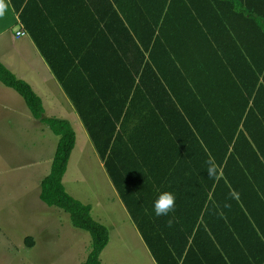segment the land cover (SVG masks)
Here are the masks:
<instances>
[{
  "label": "trees",
  "instance_id": "obj_1",
  "mask_svg": "<svg viewBox=\"0 0 264 264\" xmlns=\"http://www.w3.org/2000/svg\"><path fill=\"white\" fill-rule=\"evenodd\" d=\"M31 1L10 0L72 100L156 264H243L241 258L247 264H264V217L255 204V197L264 199V0H244L252 11L249 17L235 11L233 4L239 0H80L77 9L85 6L91 21L84 48L97 49L103 41V53L113 56L117 65L111 86L115 94L101 95L87 109L33 32L35 22L26 15ZM216 60L218 74L207 73L206 64ZM184 72L194 73L191 83ZM0 80L15 88L32 114L58 135L39 196L67 211L74 226L89 232L91 244L83 264H100L108 228L62 183L74 128L65 118L44 116L40 97L1 61ZM119 144L140 160L139 170L146 178L147 173H159L161 161L168 170L195 162L189 174L197 173L201 186H207L197 225L196 221L176 230L177 226L166 229L150 221L151 214L160 216L119 181L113 154ZM171 148L184 151L181 156L172 154L176 165L163 161ZM209 154L220 165L218 181L210 179L206 169ZM156 184L155 198L162 186ZM131 187L139 190L138 184ZM171 231L175 237L167 238Z\"/></svg>",
  "mask_w": 264,
  "mask_h": 264
},
{
  "label": "crops",
  "instance_id": "obj_2",
  "mask_svg": "<svg viewBox=\"0 0 264 264\" xmlns=\"http://www.w3.org/2000/svg\"><path fill=\"white\" fill-rule=\"evenodd\" d=\"M79 2L80 0H32L28 2L26 15L34 20L33 32L41 41L47 55L62 69L74 97L79 100L84 109H87L88 105L94 104L101 95H107L109 98L115 94V91L111 90V86L114 84V70L117 65L113 56L103 53L102 47H105L103 41L96 45L97 49L91 48L90 51H87L84 48L91 21L87 17L85 6L81 4L79 10L77 9ZM233 6L241 16L249 17L252 13L244 0L236 1ZM72 8L74 10H71ZM224 21L226 22V19ZM19 27L25 29L24 34H16ZM76 51H79L78 55ZM0 61L16 77L26 81L40 97L44 116L65 118L74 128V145L62 175V183L72 196L88 203L91 215L108 228V241L100 254L111 244L128 242L135 251V254L132 255L146 256L147 264H156L143 236L107 174L72 100L35 43L31 32L24 26L19 12L13 8L10 0H3V9L0 11ZM206 65L207 73L218 74L216 70L220 67L219 61L211 63L209 61ZM199 68L201 65L194 66V69ZM183 74L190 83L193 81L194 73L184 72ZM199 82L202 83L200 79ZM208 95L211 98L210 91H208ZM147 122L151 124L150 119ZM57 140L58 135L52 131L48 124L32 114L23 96L15 88L0 80V171L8 173L17 167L20 169L25 168V165L33 166L36 169L30 171V177L34 176L35 191L37 193L39 190L40 193V181L50 170ZM262 148L264 150V141ZM170 150L173 151H169L163 161L166 159L174 164L172 154L176 152L181 156L184 151L173 148ZM113 154L119 181L127 186L130 190L128 192L133 198L136 200L143 198L144 203L151 207L153 213H155L154 201L157 199L154 194L156 183L160 182L162 185L159 186L160 193L171 191L175 194L174 212L169 216L160 217H154L151 214L150 221L159 222L166 229L169 227L173 229L177 226L176 230L178 228L185 230L196 221V225L199 223L201 216L198 207L207 186H201L197 173L196 175L189 174L190 167L195 162L187 161L181 169L177 167L174 170L173 167H170L171 169L168 170L165 167L166 164L161 161L162 167L159 173H155L157 177L147 173L148 178H146L144 173L139 170L140 160L134 159L128 147L120 144L114 146ZM8 160L10 161L8 162ZM72 164L75 168L70 172ZM261 182L263 184L261 189L264 191V175ZM132 183L138 184L139 190L133 189ZM139 183L147 189L142 191ZM156 190H158V186H156ZM9 193L7 186H3L0 192V206L4 205L5 200L10 199ZM210 196L209 188L208 197ZM38 197L40 198V196ZM255 198V204L260 206L257 214L264 217V199L262 201L258 197ZM45 204L46 207L50 206ZM3 214L4 212L0 213L1 216ZM195 215H198L197 220ZM170 218L173 220L171 226L168 225ZM1 222L0 230L2 229ZM212 223L214 224V222ZM168 234L167 238L175 237L172 231ZM152 236V234L149 235V237ZM3 238L8 240L7 236ZM237 241L239 242V240ZM33 243L34 246L35 242ZM99 258L100 264H102L100 255ZM241 259L244 261L243 264H247L246 258ZM136 264L142 263L139 260Z\"/></svg>",
  "mask_w": 264,
  "mask_h": 264
},
{
  "label": "rangeland",
  "instance_id": "obj_3",
  "mask_svg": "<svg viewBox=\"0 0 264 264\" xmlns=\"http://www.w3.org/2000/svg\"><path fill=\"white\" fill-rule=\"evenodd\" d=\"M74 168L72 164L70 172ZM35 169L25 165L8 173L0 171V192L5 185L10 192V199L0 206V213L4 212L0 215V264H83L91 244L89 232L74 226L64 209L45 206L39 190L35 191L34 176L30 177ZM30 241L35 245H28ZM132 254L135 251L128 242H116L100 257L102 264L148 263L146 256Z\"/></svg>",
  "mask_w": 264,
  "mask_h": 264
},
{
  "label": "clouds",
  "instance_id": "obj_4",
  "mask_svg": "<svg viewBox=\"0 0 264 264\" xmlns=\"http://www.w3.org/2000/svg\"><path fill=\"white\" fill-rule=\"evenodd\" d=\"M3 9V0H0V11ZM207 171L210 175V179L218 181L221 178V168L216 162L215 158L209 154L207 160ZM230 196L234 197L235 193L230 192ZM176 206V196L171 191H164L159 194L157 199L154 201V212L156 216H169L170 213L174 212ZM227 206V205H226ZM173 220H168V225L171 226Z\"/></svg>",
  "mask_w": 264,
  "mask_h": 264
},
{
  "label": "built area",
  "instance_id": "obj_5",
  "mask_svg": "<svg viewBox=\"0 0 264 264\" xmlns=\"http://www.w3.org/2000/svg\"><path fill=\"white\" fill-rule=\"evenodd\" d=\"M25 33V29L23 27H19L17 30H16V34L17 35H21V34H24Z\"/></svg>",
  "mask_w": 264,
  "mask_h": 264
}]
</instances>
